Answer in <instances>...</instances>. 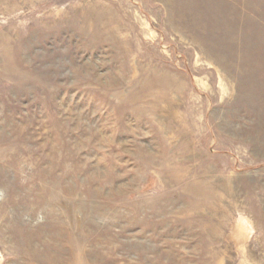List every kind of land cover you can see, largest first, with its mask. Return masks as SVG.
<instances>
[{"label":"rangeland","instance_id":"374dc122","mask_svg":"<svg viewBox=\"0 0 264 264\" xmlns=\"http://www.w3.org/2000/svg\"><path fill=\"white\" fill-rule=\"evenodd\" d=\"M0 264H264V0H0Z\"/></svg>","mask_w":264,"mask_h":264}]
</instances>
